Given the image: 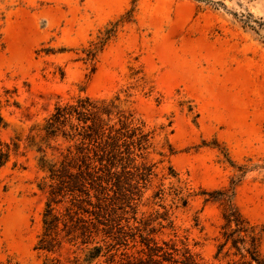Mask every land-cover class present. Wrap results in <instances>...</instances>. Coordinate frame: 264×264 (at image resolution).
I'll return each mask as SVG.
<instances>
[{
  "label": "rangeland",
  "instance_id": "1",
  "mask_svg": "<svg viewBox=\"0 0 264 264\" xmlns=\"http://www.w3.org/2000/svg\"><path fill=\"white\" fill-rule=\"evenodd\" d=\"M208 1L0 0V101L11 104L1 136L21 140L0 172V263L178 264L188 249L198 264H244L231 244L218 255V193L232 191L239 212L264 227V0ZM117 22L86 64L84 51ZM86 96L142 123L151 146L135 166L154 175L138 184L133 169L128 195L110 191L101 209L68 196L56 207L68 222L60 245L38 250L60 185L28 138L57 105ZM56 158L45 148L47 163ZM67 213L81 214L71 222Z\"/></svg>",
  "mask_w": 264,
  "mask_h": 264
},
{
  "label": "trees",
  "instance_id": "2",
  "mask_svg": "<svg viewBox=\"0 0 264 264\" xmlns=\"http://www.w3.org/2000/svg\"><path fill=\"white\" fill-rule=\"evenodd\" d=\"M125 22H128V19ZM119 23L106 30L104 36L100 37L91 49L84 51L86 56L83 61L86 64L92 63L96 54L115 35ZM13 105L18 107L17 103ZM9 106H11L9 100H6V104L0 101V172L19 155L21 143L18 137L7 141L1 136L2 131L9 127L4 116V109ZM34 130H37V133L31 135L28 140L31 146H36L37 150L43 154L40 168L49 174L52 181L60 185L50 190L51 199L44 213L45 232L36 246L38 250L55 252V246L60 245V243L55 245L53 242L58 236L60 224L67 227L68 222L61 218L63 217L61 213H56V207L63 205L68 196L87 195L89 205H93L92 198H94L98 205L95 207L101 209V202L111 199L110 191L123 197L128 195L127 188L134 185L132 183L135 180L138 184L140 182L146 184L154 175L153 166L145 164L141 167L135 166L137 159H143L144 153H147L151 146L150 133H145L142 123H139L135 115L119 109L114 100L78 97L72 103L57 105L43 125L32 129ZM37 138L40 139L39 142L36 141ZM59 140L67 144L65 150L61 148V144L51 146V142ZM45 148L51 149L53 156L57 154L56 160L47 163ZM161 155L165 156V153ZM16 165V162L13 163L14 167ZM133 169L138 171L135 180L132 179ZM168 175L177 177L172 168H169ZM218 196L223 207L224 219L222 227L224 242L218 247V255L231 244L229 251L234 249V255L241 256L244 264H264V257L260 253L264 227L252 225L239 212L233 204L232 191L219 192ZM180 201L183 206L188 204L187 198L180 197ZM79 214L81 213H75L73 217L74 213H67L69 219L75 220L79 218ZM71 220V222L74 221ZM83 244L86 243L83 242ZM93 250L95 253L91 258L97 257L99 247ZM184 257L186 258L184 261L176 262L198 264L188 249Z\"/></svg>",
  "mask_w": 264,
  "mask_h": 264
}]
</instances>
